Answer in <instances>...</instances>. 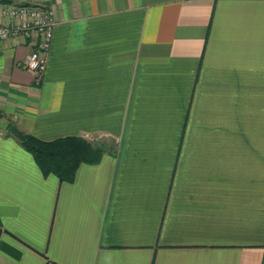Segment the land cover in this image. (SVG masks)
Wrapping results in <instances>:
<instances>
[{
    "label": "crops",
    "instance_id": "0c3cea01",
    "mask_svg": "<svg viewBox=\"0 0 264 264\" xmlns=\"http://www.w3.org/2000/svg\"><path fill=\"white\" fill-rule=\"evenodd\" d=\"M54 7L37 83L0 41V264H264V0ZM114 152L44 175L9 124Z\"/></svg>",
    "mask_w": 264,
    "mask_h": 264
},
{
    "label": "trees",
    "instance_id": "16d2710c",
    "mask_svg": "<svg viewBox=\"0 0 264 264\" xmlns=\"http://www.w3.org/2000/svg\"><path fill=\"white\" fill-rule=\"evenodd\" d=\"M12 125L10 123L9 128ZM9 133L14 135L10 130ZM17 138L32 153L42 173L46 176L54 174L61 182L73 181L82 164L98 163L106 153H113L115 148L98 136H65L43 140L22 132V137Z\"/></svg>",
    "mask_w": 264,
    "mask_h": 264
},
{
    "label": "built area",
    "instance_id": "2783aa9c",
    "mask_svg": "<svg viewBox=\"0 0 264 264\" xmlns=\"http://www.w3.org/2000/svg\"><path fill=\"white\" fill-rule=\"evenodd\" d=\"M3 13L9 23L0 25V41L16 37L28 40L31 50L25 58V68L39 83L48 65V53L58 23L54 7L21 3L7 6Z\"/></svg>",
    "mask_w": 264,
    "mask_h": 264
},
{
    "label": "water",
    "instance_id": "95a60500",
    "mask_svg": "<svg viewBox=\"0 0 264 264\" xmlns=\"http://www.w3.org/2000/svg\"><path fill=\"white\" fill-rule=\"evenodd\" d=\"M10 131L17 137L21 138L22 137V132L15 126V125H12L10 127Z\"/></svg>",
    "mask_w": 264,
    "mask_h": 264
}]
</instances>
